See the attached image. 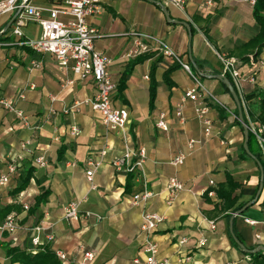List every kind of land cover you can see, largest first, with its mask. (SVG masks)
I'll return each instance as SVG.
<instances>
[{"label":"crops","instance_id":"crops-1","mask_svg":"<svg viewBox=\"0 0 264 264\" xmlns=\"http://www.w3.org/2000/svg\"><path fill=\"white\" fill-rule=\"evenodd\" d=\"M101 1L102 13L89 20L98 34L95 49L111 61L109 71L117 86L112 95L113 105L129 111L127 129L131 145L147 153L145 174L129 181V175L116 172L112 163L125 151L121 136L104 126L98 112L84 105L75 108L95 97L92 78L81 81L72 71L64 75L52 56L38 55L21 45L40 37L37 24L27 23L24 37L17 39L13 35L14 24L6 31L16 14L0 17V95L12 98L23 92L26 99L18 107L33 127L25 128L14 116L0 111V174L7 173L9 157L18 158L21 164L10 182L0 187V224L15 213L21 227L14 236L2 237L0 264H14L9 255L11 249L30 255L34 235L30 230L42 221L47 232L55 236L46 249L69 257L68 262L57 258L60 264H80L82 248L95 254L91 264H132L134 259L144 258L143 247L148 238L159 245V259L173 263L190 258L191 264H264V251H260L264 248V188L256 200L261 185L260 169L244 150V129L237 122L239 112L234 99L213 78L224 75L219 55L236 59L243 78L254 79L253 83L246 80L242 93H237L256 121L264 96V68L259 65L264 60V48L258 57L246 49L260 32L254 7L219 0H187L185 12H180L161 3L168 11L169 21L163 9L150 1ZM210 1L212 6L208 5ZM31 2L41 9H67L53 0ZM176 22L188 24L191 34ZM135 34L167 44L182 63L196 71L202 87L212 95L209 118L213 130L204 145L191 152L188 149L191 140H204L205 128L196 118L193 104L184 105L185 125L180 124L174 112L184 93L195 85L193 79L182 67L174 69L177 63L157 52L144 55L141 60L129 58ZM33 62L41 68L31 69ZM136 62L120 93L123 75ZM67 79L74 85L63 88ZM52 97L56 99L54 103ZM161 113L167 114L168 132L156 128ZM73 127L80 129L79 137H71ZM24 142L30 143L32 157L21 152ZM105 149L107 157L94 177L97 190H92L86 162L90 157L99 159ZM179 153L188 154V158L183 166L173 167L171 162ZM40 156L47 161L43 169L35 165ZM30 170L33 171L27 188L18 192ZM171 178H177L185 189L169 204L167 184ZM229 180L239 185L233 192L237 202L231 209L219 197L221 191H229ZM211 192L215 193L214 198L209 196ZM144 193L151 197L132 207L133 196ZM43 194L45 200L37 205L36 199ZM72 202L80 204L82 214L93 216L78 223L66 222L65 208ZM24 205L30 207L28 212ZM145 212L165 217L150 236L141 230ZM210 223L215 224V229ZM182 239L188 243L181 246ZM202 239L207 243L199 249ZM44 250L40 249L39 254Z\"/></svg>","mask_w":264,"mask_h":264},{"label":"built area","instance_id":"built-area-1","mask_svg":"<svg viewBox=\"0 0 264 264\" xmlns=\"http://www.w3.org/2000/svg\"><path fill=\"white\" fill-rule=\"evenodd\" d=\"M60 2L67 9L61 10L58 8L41 9L34 6L31 0H5L0 2V17L7 15H14L19 13L18 18L14 22L13 35L17 39L24 37L23 29L27 23H34L40 27L41 35L36 40L24 41L21 45L28 47L38 55H50L55 60L59 71L67 75L68 71L77 76L81 81H86L92 78L96 86V95L92 99H87L81 104H77L75 108L84 105L89 107L95 112H98L102 117L104 126L113 132L119 133L123 143L125 144L124 153L116 158L112 165L116 172L126 175H133L134 177L141 178L145 174V163L147 160V153L144 149H134L131 145V137L128 132V124L130 114L126 108H116L113 105L112 95L117 86L113 81L109 68L111 61L106 58L102 53L95 49V39L98 34L95 29L90 26L89 20L103 11L101 0H53ZM158 3H165L169 7L185 12L187 7V0H154ZM220 2H229L231 4H248L251 7L256 5V0H219ZM209 6L213 5V1L208 3ZM135 40L129 51L128 57L131 59H138L149 53L157 52L163 58L179 64L183 70L193 79L195 85L189 88L182 98L180 104L175 109V115L181 125H185L186 119L184 116V105L190 102L194 106V113L198 121L205 128L204 140L196 141L191 140L188 143L189 151H193L196 146H202L212 136L213 121L209 118L210 113V100H213L212 95L202 87L199 79L193 75L191 67L180 61L177 54L167 44L159 41L150 36L135 34ZM219 60L222 63L224 76H229L234 84L237 92L242 93V84L249 80L254 82L251 77L249 79L243 78L239 70V62L233 58H227L219 55ZM260 68H264V60L259 62ZM31 69L41 68L37 62L31 64ZM149 80L148 77L145 78ZM74 82L66 80L63 88L73 86ZM31 86V89H34ZM26 97L23 92L18 93L15 97H3L0 95V111H4L14 116L25 128L32 129V124L23 110L18 107V103L25 101ZM54 97L51 102H55ZM246 112L248 127L250 132L254 135L259 150L264 160V124L252 120L248 114V107L245 102L242 103ZM53 114L54 111H51ZM156 128L162 132H168L169 126L167 123V114L161 113L157 117ZM71 137H79L81 131L77 127H73L70 131ZM21 152L26 157H32L33 150L29 142H24L20 145ZM108 151H102L99 159L90 157L86 162L87 179L91 183L92 190H97L94 183V177L102 168ZM188 158V154L179 153L171 162L173 167L183 166ZM7 173L0 174V187L6 186L10 179L17 174L20 168V161L16 157H9L6 160ZM35 165L39 169L47 166L45 157L40 156L35 159ZM214 183L211 182V185ZM184 185L177 179L171 178L167 184V202L174 203L182 191ZM211 198L215 197V193H209ZM151 197L150 193L134 195L131 201L132 207H138L145 203ZM24 211L28 212L30 207L24 205ZM93 215L91 213L82 214L81 206L79 203H69L64 212V220L70 224L78 223L83 220H88ZM48 217V215H46ZM165 217L145 212L143 214V223L141 230L143 234L150 236L153 235L164 222ZM247 223L254 224L247 220ZM211 228L215 229V224L210 223ZM19 216L15 213L9 214L0 224V243L4 235L14 236L20 230ZM44 221L35 225L30 232L34 235L31 238L30 255L36 256L39 254L40 249L46 248L55 240L53 233L47 232ZM187 239H182L180 245H186ZM206 239L199 241L198 248H203L206 245ZM83 250V259L80 264H91L95 259L93 252ZM160 248L155 240L148 238L144 247V258H136L132 264H191L190 258H183L177 263L170 262L169 260L159 259ZM56 257L61 262H68L69 257L66 253L57 252Z\"/></svg>","mask_w":264,"mask_h":264},{"label":"trees","instance_id":"trees-1","mask_svg":"<svg viewBox=\"0 0 264 264\" xmlns=\"http://www.w3.org/2000/svg\"><path fill=\"white\" fill-rule=\"evenodd\" d=\"M253 13H254V19L259 26L260 32L254 39H252L247 44L246 49H250V52L255 57H258L264 48V0H256V5L254 6V12ZM138 59H140V58H138ZM135 64H137V62L134 63L131 67H129L127 69V71L125 72V74L123 75V78H122V81H121V84L119 87L120 93H122L124 91V89L126 87V83L129 79L131 73H132V70H133V67ZM179 67L181 68V66L179 64H176V66L173 68L177 69ZM174 69H172V70H174ZM172 70H170V71H172ZM191 70H192V73L194 76L198 75L196 73V71L194 69H192V67H191ZM227 78L233 84L232 79L229 76H227ZM233 86H234V84H233ZM224 88L228 92V90L225 86H224ZM151 101H152V103H154V101H155V90H154V88L151 91ZM244 118H245L246 124H248L247 117L245 114H244ZM255 120L261 124H264V96H263V99H262L261 104H260V116ZM237 122H239V120ZM255 146L257 147V149L255 148ZM248 147H249L250 153L261 164L263 171H264V160L262 158V154H261L259 147L257 145L256 139L251 132L249 134ZM32 171L33 170H30L28 177L26 178L22 187L19 188L18 192H21L27 188V186L31 180V177H32ZM128 179H129V181H131L133 179V175H129ZM228 186H229V191L228 192L227 191H221L219 193V197L222 199L223 202H225V206L227 208L231 209L234 207L235 203L237 202V197H233V192L239 188V185L237 183H234L231 180H229ZM45 198H46V194L39 196L36 199V204L37 205L42 204V201H44ZM9 255L11 256L12 263H14V264H16V263H19V264H60L57 260L56 255L53 254L49 249H46V248H45L43 253L38 254L36 257L31 256V255H27L18 249H11L9 251Z\"/></svg>","mask_w":264,"mask_h":264},{"label":"water","instance_id":"water-1","mask_svg":"<svg viewBox=\"0 0 264 264\" xmlns=\"http://www.w3.org/2000/svg\"><path fill=\"white\" fill-rule=\"evenodd\" d=\"M146 1H150V2H153V3L158 4V5L163 9V11H164L166 17H167L168 20H169V14H168V11H167V9H166L161 3L154 2L153 0H146ZM18 16H19V13H17V14L15 15V17L12 19V21L9 23V25L7 26L6 31H7V30H8V29L14 24V22H15V20L18 18ZM169 21H170V20H169ZM175 24H181V25L185 26V27L188 29V31L190 32V34H191V28H190V26H189L188 24H186V23H179V22H176ZM213 78H214L215 80L221 82V83L227 88V90L229 91L231 97L234 99V101H235V103H236V105H237L238 112H239V114H238V120H239V122L241 123V125L243 126V129H244V136H245L244 150H245V152L247 153V155L250 156V157H251V158H252V159L258 164L259 169H260V173H261V185H260V189H259V191H258L257 199H256V200H258L259 197H260V195L262 194V191H263V188H264V171H263V168H262L261 164H260V163L257 161V159H256V158L250 153V150H249V147H248L250 130H249L248 125H247L246 122H245L243 105H242V103H241V100H240V98H239V96H238L237 91L235 90L233 84H232L231 81L227 78V76L219 75V76H215V77H213ZM252 204H253V203H251L250 205H248V207L251 206ZM248 207H246V208H248ZM246 208L243 209L242 211H240V212L237 214V216H241V215L244 213V211L246 210ZM231 232H232V229H231ZM235 241H236L237 244H239V246H240L241 248H243V246L237 241V239H235ZM261 250L264 251V248H261L260 251H261ZM257 252H258V251H255V252H248V251H246V253H248V254H256Z\"/></svg>","mask_w":264,"mask_h":264}]
</instances>
